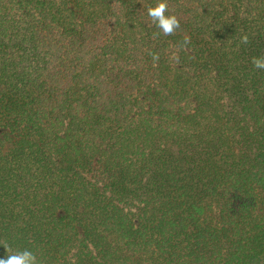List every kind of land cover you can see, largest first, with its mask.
Segmentation results:
<instances>
[{"label": "trees", "instance_id": "trees-1", "mask_svg": "<svg viewBox=\"0 0 264 264\" xmlns=\"http://www.w3.org/2000/svg\"><path fill=\"white\" fill-rule=\"evenodd\" d=\"M166 2L0 0V259L264 264V0Z\"/></svg>", "mask_w": 264, "mask_h": 264}, {"label": "clouds", "instance_id": "clouds-1", "mask_svg": "<svg viewBox=\"0 0 264 264\" xmlns=\"http://www.w3.org/2000/svg\"><path fill=\"white\" fill-rule=\"evenodd\" d=\"M168 4L166 0H156L154 6L147 7V15L155 25L159 32L165 36L173 35L177 29L180 28V21L176 15H166L168 12ZM241 43L247 44L249 42L248 36L243 35L240 38ZM190 42V38L184 37V44L187 45ZM173 59L177 62L179 57L177 54L173 53ZM152 59L155 62L159 60L158 54H152ZM251 63L255 69H264V56L262 57H253ZM2 246L5 250L10 253L4 259H0V264H40V261L37 260L36 255L28 250L24 249L22 251H13L7 242H2Z\"/></svg>", "mask_w": 264, "mask_h": 264}]
</instances>
